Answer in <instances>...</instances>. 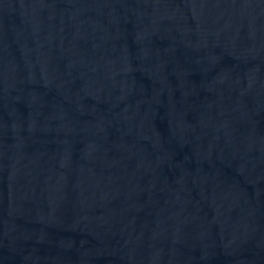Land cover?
Masks as SVG:
<instances>
[{"label": "water", "instance_id": "1", "mask_svg": "<svg viewBox=\"0 0 264 264\" xmlns=\"http://www.w3.org/2000/svg\"><path fill=\"white\" fill-rule=\"evenodd\" d=\"M31 3L165 262L264 264V0Z\"/></svg>", "mask_w": 264, "mask_h": 264}]
</instances>
